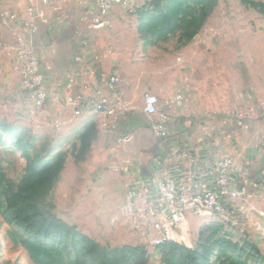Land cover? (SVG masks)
Listing matches in <instances>:
<instances>
[{"label":"crops","instance_id":"0c3cea01","mask_svg":"<svg viewBox=\"0 0 264 264\" xmlns=\"http://www.w3.org/2000/svg\"><path fill=\"white\" fill-rule=\"evenodd\" d=\"M195 5L204 7L199 0H137L128 9L114 6L98 27L92 25L100 16L98 0H27L0 13V116L9 124L55 129L54 148L69 150L87 181L97 183L94 209L114 213L120 224L132 222L137 233L149 229L135 208L125 209L130 188L147 187L143 203H155L156 181L167 175L212 189L216 162L224 157L239 170L237 184L247 187L243 209L264 207V44L258 75L253 25L243 37L220 33L204 17L199 21V13L179 12ZM28 52L45 77L49 98L42 111H35L18 71ZM244 62L252 65L248 72L241 71ZM67 93L74 104L66 102ZM148 93L168 116L166 140L153 135L158 117L144 111ZM100 102L105 110L97 112L93 105ZM126 135L131 142L119 143ZM194 218L187 216V226Z\"/></svg>","mask_w":264,"mask_h":264},{"label":"rangeland","instance_id":"374dc122","mask_svg":"<svg viewBox=\"0 0 264 264\" xmlns=\"http://www.w3.org/2000/svg\"><path fill=\"white\" fill-rule=\"evenodd\" d=\"M26 1L0 0V13H12ZM199 2L203 8L198 10L195 5L194 9L191 6L192 9L182 8L179 12L199 13V21L204 17L220 33H238L239 37L253 25L250 37H253L254 46L257 45L254 48L257 61L252 65L253 71L260 75L264 31L260 32L258 28L264 29V0ZM244 65L246 69L242 72H248L252 67L250 62H244ZM37 116L35 112L33 118ZM0 119L4 124L0 129V264H48L33 261L31 250L34 256L38 253L52 256L53 263L49 264H171V258L172 264H264L263 206H250L245 211L243 198L237 202L235 213L232 210L226 216L204 214L189 220L186 236L178 238L176 243L188 247L195 255L175 251L174 255H169V250L154 243L155 233L149 230L146 234L137 233L132 222L120 224V221H114V213L104 215L94 209L93 204L98 199L93 196V185L97 183L87 181L85 169L69 159V150L60 152L54 148L57 145L53 137L55 129L38 128L33 122L9 124L6 118L0 116ZM23 129L27 131L24 134L21 133ZM42 158L54 163L52 179L43 187L44 177L31 178ZM47 175L49 177V173ZM28 181L31 183L21 194ZM10 206L40 230L38 237L20 228L7 211ZM51 224L60 230L48 232ZM24 242L35 243L36 250L33 246L27 248ZM121 247L131 250L126 256L111 253ZM107 253L109 257L102 260L100 256ZM181 259L185 262H180Z\"/></svg>","mask_w":264,"mask_h":264},{"label":"built area","instance_id":"2783aa9c","mask_svg":"<svg viewBox=\"0 0 264 264\" xmlns=\"http://www.w3.org/2000/svg\"><path fill=\"white\" fill-rule=\"evenodd\" d=\"M136 2L137 0H98L100 16L93 19L92 25L102 26V18L107 16L114 6L128 9ZM42 3L47 5L49 0H42ZM19 58L17 66L22 86L31 91L34 109L42 111L48 103L49 95L41 64L31 52L22 53ZM118 82V78L112 79V83ZM66 88L68 91L72 85L69 84ZM56 97L59 99L60 94H56ZM66 102L74 104L75 99L67 93ZM93 109L97 112L105 110L104 102L94 104ZM144 111L150 117H158L152 125L153 135L157 139L166 140L169 136L168 116L161 113L159 99L155 94L145 95ZM103 126L105 129H115V126H110L108 123H104ZM131 140L132 137L126 135L119 138V143L126 144ZM238 172L232 158L220 159L215 165V185L212 189L206 190L189 177L181 179L171 175L160 177L155 185V203H143L149 195V190L145 185H139L128 190L125 209L132 211L135 208L139 214L138 219L146 223L149 230L160 233V237L158 236L154 241L157 246L167 241L177 242L178 238L187 234L188 215L196 218L204 214L226 216L232 212L239 200L247 196V187L238 185L235 179Z\"/></svg>","mask_w":264,"mask_h":264},{"label":"trees","instance_id":"16d2710c","mask_svg":"<svg viewBox=\"0 0 264 264\" xmlns=\"http://www.w3.org/2000/svg\"><path fill=\"white\" fill-rule=\"evenodd\" d=\"M4 124L0 123V129L4 128L3 126ZM10 127V126H9ZM13 127H11L10 129H12ZM25 129L21 130V133H26L27 131H24ZM13 133V136H14V130L12 131ZM43 164V167L41 166ZM52 162H49L47 159H41L39 160V167H36V169H34L31 173V178L33 177H40V178H45L43 183H42V187L44 186L43 184H47L51 181L52 179ZM58 165V163H57ZM49 173V177L48 175L46 176V174ZM55 174V172H53ZM46 176V177H45ZM2 173H1V169H0V185H2ZM31 183V181H28L27 184H25L20 193L23 194V191L25 190V188ZM23 208V207H21ZM23 209H20L19 211H22ZM10 214V216L16 220L17 224L20 226V228L25 231L26 233L30 234L31 236L33 237H38L40 235V230L36 229L35 225L26 217H21L17 212L14 211L13 209V206H10L7 210ZM60 229L51 224L49 227H48V232H56V231H59ZM87 240V238H86ZM88 242H90L89 240H87ZM24 245L27 246V248H29L28 246H33L34 248V251L36 250V245L35 243L33 242H24ZM161 247H164V250H169V255H174V251L177 252V253H189L191 255H195L194 252L192 250H190L188 247L186 246H183V245H180L176 242H173V241H167L166 243H164L163 245H161ZM131 249H129L128 247H121V248H118V249H115V250H112L111 253H113V255H121V256H126L127 253H129ZM102 258V260H106L108 257H109V254H104L100 256ZM31 258L33 259V261H36L38 263H44V262H48L49 263H53L52 260H53V257L48 255V254H45V255H42L41 253L39 254L38 253V256H34V253L33 251L31 250ZM172 261H173V258H171ZM171 261V264L174 262ZM180 262H185V260L181 259Z\"/></svg>","mask_w":264,"mask_h":264}]
</instances>
